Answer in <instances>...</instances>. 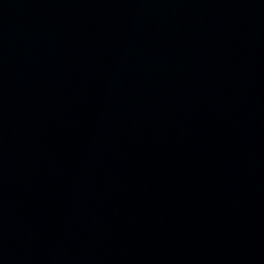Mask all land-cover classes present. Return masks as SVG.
Segmentation results:
<instances>
[{
  "label": "water",
  "instance_id": "95a60500",
  "mask_svg": "<svg viewBox=\"0 0 264 264\" xmlns=\"http://www.w3.org/2000/svg\"><path fill=\"white\" fill-rule=\"evenodd\" d=\"M0 264H264V0H0Z\"/></svg>",
  "mask_w": 264,
  "mask_h": 264
}]
</instances>
